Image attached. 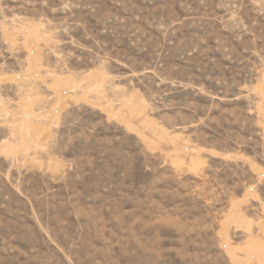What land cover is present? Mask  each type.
<instances>
[{
  "label": "rangeland",
  "instance_id": "obj_1",
  "mask_svg": "<svg viewBox=\"0 0 264 264\" xmlns=\"http://www.w3.org/2000/svg\"><path fill=\"white\" fill-rule=\"evenodd\" d=\"M261 173L264 0H0V264H264Z\"/></svg>",
  "mask_w": 264,
  "mask_h": 264
},
{
  "label": "built area",
  "instance_id": "obj_2",
  "mask_svg": "<svg viewBox=\"0 0 264 264\" xmlns=\"http://www.w3.org/2000/svg\"><path fill=\"white\" fill-rule=\"evenodd\" d=\"M261 178H263L264 177V173H261ZM250 190H253V187H250Z\"/></svg>",
  "mask_w": 264,
  "mask_h": 264
}]
</instances>
